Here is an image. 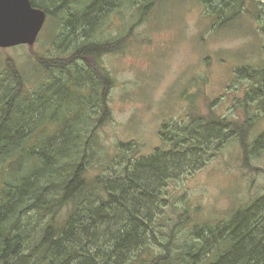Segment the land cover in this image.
Here are the masks:
<instances>
[{"label":"trees","instance_id":"trees-1","mask_svg":"<svg viewBox=\"0 0 264 264\" xmlns=\"http://www.w3.org/2000/svg\"><path fill=\"white\" fill-rule=\"evenodd\" d=\"M113 1L91 0L83 19H76L78 12L70 9L77 0L31 3L50 20L67 14L72 33L80 34L91 30ZM126 1L130 12L140 14L139 21L146 20L162 0H137L141 5L135 8L136 0ZM195 1L213 6L206 15L213 30H219L231 23L230 16L220 18L225 7L243 0H222V6H217L220 0ZM77 40L71 41L76 44L72 57L38 59L43 70L68 74L65 81L55 76L52 83L40 86L42 91L27 94L29 87L12 59L7 60L5 74H0V264H264V197L247 212L240 205L204 236L200 234L204 226L198 231L195 224L192 242L178 239L173 228L164 241L157 235L162 224L156 215L161 187L183 169L201 164L203 157L198 155L207 152V143L222 139V129L230 128L226 121L191 113L188 123L172 127L174 132L164 125L162 146L153 154L137 158L127 153L121 170L117 169L121 161H116L113 166L100 164L109 168L106 173L93 174V163L103 156L97 130L109 112L105 100L111 80L98 58L115 52L127 39ZM86 56L96 67L74 68L72 74L71 64ZM241 70L261 81L255 92L264 95V68ZM81 83L90 86V93L81 89ZM93 94L96 108L103 113L99 119L93 117L97 111L90 112ZM180 214L178 227L184 222ZM233 222L236 225L225 237L226 225ZM163 223L169 224L167 218ZM220 233L224 245L218 248Z\"/></svg>","mask_w":264,"mask_h":264},{"label":"rangeland","instance_id":"rangeland-1","mask_svg":"<svg viewBox=\"0 0 264 264\" xmlns=\"http://www.w3.org/2000/svg\"><path fill=\"white\" fill-rule=\"evenodd\" d=\"M90 1L77 0L71 5V11L78 12L76 19H83ZM136 2L133 8L141 5ZM157 3L146 20L138 21L140 14L129 11L128 1L114 0L91 30L80 34L72 33L65 13L47 19L34 45L0 48V74H5L7 60L12 59L30 94L42 84L52 83L55 76L64 81L69 77L58 70L53 74L43 70L38 59L72 57L76 44L71 41L75 39L105 43L126 37L125 45L98 58L111 80L105 100L109 112L97 130L103 156L93 163L94 175L106 173L109 168L102 167L116 161H121L117 168L121 170L127 153L137 158L153 154L162 146V133L167 132L164 125L174 132L172 127L188 123L191 113L198 111L201 117L226 121L230 128L222 129V139H213V144L205 146L207 152L198 155L203 157L201 164L174 175L156 199V215L162 223L157 235L164 241L173 228L178 239L190 242L195 224L204 226L200 233L204 236L210 227L215 231L217 221L228 220L240 205L247 212L264 197V95L255 92L262 83L241 70L264 68V0L231 1L220 17L230 16L231 23L219 30H213L206 15L213 10L211 4L195 0ZM222 5L220 0L217 6ZM79 59H83L77 62L80 65L70 66L72 74L74 68L96 67L90 56ZM89 87L81 89L90 93ZM96 100L93 94L90 112L97 111L93 117L99 119L103 113L96 108ZM179 213L184 219L182 227L176 226ZM166 218L169 224L163 223ZM216 245H224L223 234Z\"/></svg>","mask_w":264,"mask_h":264},{"label":"water","instance_id":"water-1","mask_svg":"<svg viewBox=\"0 0 264 264\" xmlns=\"http://www.w3.org/2000/svg\"><path fill=\"white\" fill-rule=\"evenodd\" d=\"M47 15L31 0H0V48L34 45Z\"/></svg>","mask_w":264,"mask_h":264},{"label":"flooded vegetation","instance_id":"flooded-vegetation-1","mask_svg":"<svg viewBox=\"0 0 264 264\" xmlns=\"http://www.w3.org/2000/svg\"><path fill=\"white\" fill-rule=\"evenodd\" d=\"M236 225V222L228 223L224 229L225 237H228V235L231 233L230 229L233 228Z\"/></svg>","mask_w":264,"mask_h":264}]
</instances>
